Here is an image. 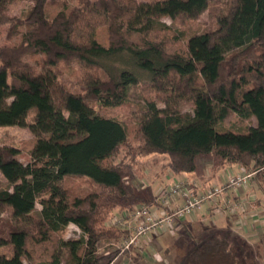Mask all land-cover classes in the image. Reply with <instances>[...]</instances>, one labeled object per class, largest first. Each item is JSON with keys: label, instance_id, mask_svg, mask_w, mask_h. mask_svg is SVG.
<instances>
[{"label": "trees", "instance_id": "1", "mask_svg": "<svg viewBox=\"0 0 264 264\" xmlns=\"http://www.w3.org/2000/svg\"><path fill=\"white\" fill-rule=\"evenodd\" d=\"M15 1L0 0V26L8 25L0 44V126H28L34 142L27 162L17 148L0 145V264L32 259L30 243L49 249L48 260L36 264H92L100 244L126 235L109 222L117 211L156 202L152 186L135 180L139 160L152 154L168 157L164 170L202 182L197 158L213 155L210 178L237 168L252 173L264 193V0H230L214 25L177 34L161 17L196 19L210 0L62 1L50 19L46 5L58 0H30L18 17L9 14ZM27 56H40L42 70ZM67 60L83 68L84 94L59 83L53 66ZM139 84L153 92L143 96L133 143L125 123L90 101L125 105ZM171 99L189 100L191 111L171 109ZM231 116L255 124L219 127ZM67 177L96 188L68 185ZM69 223L80 238L59 235ZM5 245L10 256L1 251ZM179 264H254V258L244 239L222 230Z\"/></svg>", "mask_w": 264, "mask_h": 264}, {"label": "rangeland", "instance_id": "2", "mask_svg": "<svg viewBox=\"0 0 264 264\" xmlns=\"http://www.w3.org/2000/svg\"><path fill=\"white\" fill-rule=\"evenodd\" d=\"M62 1H67L69 4L73 5L76 0H58L57 2H48L46 5V15L49 19L52 17L53 12L60 8ZM229 1L230 0H210L208 8L196 19H171L164 16L161 17V21L165 22L175 34H177L180 30H186L188 33L200 32L203 29L215 24L214 16L220 13L222 10L226 9L228 7ZM31 4L32 3L30 0H17L11 5L9 14H11V16L17 17L22 16L26 11L29 10ZM7 27L8 25L0 26V44L5 42V31ZM22 29H24V27H22ZM99 39L102 42H106V33L104 31L100 33ZM40 58V56H27L26 60L31 64L33 63L36 70L40 71L43 68V66L38 62V59ZM53 70L57 74L59 83H61L66 89L75 93L84 94L83 82L81 80L83 75V68L75 60L59 61L56 65L53 66ZM152 92L153 90H151L150 88L144 87L143 84H139L138 86L132 87L130 89L129 99L125 105L102 108L93 101H90V103L101 113L112 116L125 123L129 129L130 141L134 143L138 141V135L135 132V127L138 124L139 118L141 117L143 112V109L141 108L143 104V96L152 94ZM10 99L11 98H9L8 100ZM169 103L170 108L173 110L191 111L192 108V104L189 100L176 101L175 99H171ZM158 105L159 107H163L164 103L160 101ZM34 114V109L29 110L26 116L27 123L32 122V120L34 119ZM254 124V118H250L241 124L236 120V116H231L226 121H224L222 125H219V127L246 130L248 126ZM33 142L34 135L30 131L28 126H0V145L13 146L17 148V156L24 162L30 160L29 152ZM216 159L217 158L213 155L201 156L197 158L198 173L202 174V176L204 177L203 184L207 181H210V167H212L213 162ZM167 160L168 157L166 155L160 154H152L145 157L144 159H140L138 165H136L138 166V170L135 173L136 184L139 186L150 184L153 190L155 189L154 193L156 195L159 190L165 187V183L162 185V182H159V178L164 177L163 175L168 172L167 169L164 170V168L162 167L163 164H166ZM228 175L226 176V178L228 177ZM0 179L3 180L1 174ZM225 180L223 179V182ZM165 181L166 180H163V182ZM77 182H81L83 186L96 188L94 184H90L86 180L80 178L67 177L64 181V183L68 185L73 183L79 184ZM197 184H199V182ZM210 186L211 184L207 185L206 187ZM201 188H203V186ZM201 188L197 189L199 190ZM235 193H239L242 197H238L237 195H235ZM226 194L230 197V201L237 202L240 206L236 214L225 212V214L229 215L227 217L229 220L228 223L232 222L233 227L229 229V226H227L228 223L225 222L224 224L223 221H220L221 225H226L225 228H228H207L204 230L193 229L192 232L189 230H183L182 234H180L179 236L180 240H178V248H180L181 245L185 246V243H187L189 244V251L193 247H195L198 242L203 239H207V237H209L212 232H220L222 230H225L230 232L231 234L240 236L246 241L248 248L254 258V264H264V193L258 187L256 181L251 178L250 184L248 183V185L240 186L234 190H228L222 195V197H224ZM141 205H154V203L151 202L148 204L137 202L131 204L130 208H137ZM36 207V210L40 209L39 204H36ZM251 212H253V214H251ZM10 214L11 212L9 210L5 211L4 218H10ZM118 214L119 211H117L114 216H112L110 221L112 222L114 221L113 219L118 218ZM216 214L217 215H214L211 221L216 220L217 223V219L220 218L219 216L223 215L224 213L217 212ZM115 226L127 230V232H125L126 235H123L118 240H112L100 244L94 254L92 264H140V258H138L136 250H134L137 246L136 244L132 245L128 249L123 248L129 233V229H126V225L125 227H122V225L115 224ZM59 235L64 239H78L82 236V232L76 225L69 223L62 230V232L59 233ZM186 237H188L187 240ZM29 250L31 251L32 259H23V264H36V262H46L48 260L46 256L47 252H49V249L48 247H46V245H34L30 243ZM1 251L10 256L12 254V247L10 245H5L1 248ZM177 255L179 256V253ZM185 255L182 258H184ZM65 261L66 255L61 258V263H65Z\"/></svg>", "mask_w": 264, "mask_h": 264}, {"label": "built area", "instance_id": "3", "mask_svg": "<svg viewBox=\"0 0 264 264\" xmlns=\"http://www.w3.org/2000/svg\"><path fill=\"white\" fill-rule=\"evenodd\" d=\"M251 176L252 173L244 171L230 173L221 184L199 190L195 189V183L177 180L159 190L154 205H141L137 208L120 211L119 217L110 222L114 225H122V227L126 225V229H129L123 246L128 249L134 244L137 245L141 237L150 232L172 226L177 220L201 210L207 202L214 203L213 211L216 213L236 214L240 208L239 204L223 199L222 195L228 190L248 185ZM217 198H220L221 201L217 202ZM175 200H181V202L175 204Z\"/></svg>", "mask_w": 264, "mask_h": 264}, {"label": "crops", "instance_id": "4", "mask_svg": "<svg viewBox=\"0 0 264 264\" xmlns=\"http://www.w3.org/2000/svg\"><path fill=\"white\" fill-rule=\"evenodd\" d=\"M230 173H238L237 168H225L220 170L215 177H211L210 181H207L203 184L199 177L191 178L187 174L183 173L180 175L173 174L172 172H167L163 176L159 178V182L161 184L168 186L171 183L177 180H183L186 182L195 183L197 188H201L202 186L205 188L207 185H217L223 182V179H226V176ZM165 178V179H164ZM163 180H166L163 182ZM199 182V184H197ZM159 186V185H158ZM154 187V186H153ZM196 188V189H197ZM198 190V189H197ZM155 191V189L153 190ZM238 197H242L239 193H235ZM223 199L229 200L230 197L227 194L223 197ZM220 198H217V202H220ZM181 200H175V204H179ZM173 204V205H175ZM213 202H207L201 210L193 213L190 216H187L183 219L177 220L172 226L159 228L148 235L141 237L137 246L134 250H136V254H138V258H140V264H179L178 262L182 259V257L188 251V245L185 243V246L181 245L178 248V240H180L179 236L182 234L183 230L193 231V229H226V225H221L220 221H223L225 224L228 223V214L220 215L216 220L211 221L214 215H217L216 212L213 211ZM253 214V212H251ZM226 218V219H225ZM209 220V223H208ZM233 223H228L229 229L233 226ZM241 225V223H240ZM211 226V227H210ZM245 226V225H244ZM210 227V228H209ZM213 227V228H212ZM241 228V227H239ZM240 234V233H239ZM241 235V234H240ZM188 237H186L187 240ZM179 253V256L177 255ZM133 254V253H131ZM178 256V258H177Z\"/></svg>", "mask_w": 264, "mask_h": 264}]
</instances>
